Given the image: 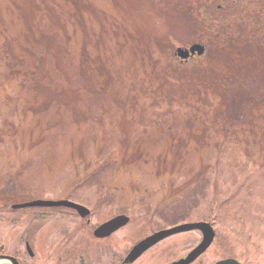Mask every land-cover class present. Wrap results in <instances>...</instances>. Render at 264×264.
Instances as JSON below:
<instances>
[{"label":"rangeland","instance_id":"1","mask_svg":"<svg viewBox=\"0 0 264 264\" xmlns=\"http://www.w3.org/2000/svg\"><path fill=\"white\" fill-rule=\"evenodd\" d=\"M224 1L249 13L242 31L254 40L205 38L201 55L179 60L176 48L202 35L197 16ZM254 3L264 7L0 0V253L21 264H121L137 241L185 220L215 231L194 264H264V8ZM66 198L90 216L10 208ZM122 213L128 224L93 237ZM195 231L133 264H170L200 241Z\"/></svg>","mask_w":264,"mask_h":264},{"label":"water","instance_id":"2","mask_svg":"<svg viewBox=\"0 0 264 264\" xmlns=\"http://www.w3.org/2000/svg\"><path fill=\"white\" fill-rule=\"evenodd\" d=\"M204 48L200 44H192L188 48H181L178 47L176 49V54L180 57L181 61H185L189 56L194 54H201L203 53ZM29 206H40V207H69L74 208L77 210L80 216L85 217L89 214V210L82 205L73 203L68 200H33L30 202H25L21 204H14L12 205L13 208H22V207H29ZM129 218L125 215H117L106 222L100 224L96 229L93 231L95 237L104 238L111 235L114 231L118 230L120 227L127 224ZM192 229H198L202 233V239L200 243L191 250L186 257L181 258L171 264H189L194 259H196L202 252L206 250V248L210 245L214 238V231L213 228L209 223L206 222H194V223H184L170 229L160 230L151 234L150 236L145 237L141 241H139L133 248L127 253L125 256L123 263H131L133 262L140 254H142L146 249L151 247L153 244L158 242L159 240L180 232H185ZM27 250L30 254L31 251L29 246L27 245ZM0 260H4L9 264H18L17 260L10 256H0ZM215 264H240L237 260L228 258L217 261Z\"/></svg>","mask_w":264,"mask_h":264},{"label":"trees","instance_id":"3","mask_svg":"<svg viewBox=\"0 0 264 264\" xmlns=\"http://www.w3.org/2000/svg\"><path fill=\"white\" fill-rule=\"evenodd\" d=\"M211 2V1H210ZM219 4V6H218ZM221 4V7H220ZM254 6H259V9H262V5H257L254 3ZM256 9V8H255ZM247 11H244L243 6L240 2L234 1L231 4L228 2H222V3H217L209 6L206 11L201 12L197 18H198V23L200 26V33L202 34L198 38V42L201 43L204 47L207 46L206 40L208 41L207 38H212L214 40H217L220 44L221 43H226L230 40H233L235 36H240L241 38H245L246 40L252 42L254 40V34L248 35V37L244 36V32L242 31V25L241 23L246 20L248 25H252L251 21H247V16L246 14ZM239 16H243L242 18H238ZM258 24V23H257ZM259 25V24H258ZM222 39L220 40V37ZM206 38V40H205ZM226 41V42H224ZM246 81V82H245ZM241 86L240 89L244 90V88H249L251 89V84L252 82L243 79L241 81ZM235 95V94H233ZM223 100V99H222ZM247 102V101H246ZM249 106H244L241 110V113L237 114L238 116L231 117L232 120L236 119H241L244 116H247V109ZM159 110V109H157ZM173 113H176V111L167 113V118L172 116ZM237 117V118H236ZM158 119L163 120L160 116ZM157 119V120H158ZM169 119V118H168ZM157 120L153 121V123L157 122ZM216 172V168L213 167L210 170V175ZM209 184V181L206 183V185ZM203 196L205 195V192L202 194Z\"/></svg>","mask_w":264,"mask_h":264},{"label":"flooded vegetation","instance_id":"4","mask_svg":"<svg viewBox=\"0 0 264 264\" xmlns=\"http://www.w3.org/2000/svg\"><path fill=\"white\" fill-rule=\"evenodd\" d=\"M87 221H88V220H87ZM184 222H186V221H180L179 223L171 224L170 226L172 227V226H174V225H176V224H180V223H184ZM189 222H192V221H189ZM87 223H88V222H87ZM89 223H90V222H89ZM170 226H168V227H170ZM158 230H161V228L155 230V232L158 231ZM194 231H195V230H194ZM92 232H93V231H92ZM187 232H193V230H191V231H187ZM195 232H196V231H195ZM153 233H154V231H153ZM182 233H183V232H182ZM198 233H200V231H198ZM150 234H152V232H151ZM178 234H181V233H178ZM92 235H93V234H92ZM174 235H177V234H173V235L167 236V237H165L164 239L158 241V242L155 243L152 247H150L149 249H147L146 251H144L142 254H140V255L138 256V258H136L133 262H131V263H129V264H133V263L137 262L138 259H140V258L145 254V252H147L148 250H150V249H152L153 247L157 246L159 243L163 242L165 239H167V238H169V237H172V236H174ZM200 235H201V233H200ZM93 237H94V236H93ZM94 238L97 239V240L107 239V238H103V239H100V238H99V239H98V238H96V237H94ZM140 240H141V239H140ZM137 242H138V241H137ZM212 243H213V241H212ZM212 243H211V244H212ZM197 244H198V243H197ZM197 244H196V245H197ZM211 244H210V245H211ZM133 245H134V244H133ZM133 245H132V246H133ZM196 245H195V246H196ZM132 246H131V247H132ZM195 246H194V247H195ZM194 247H193V248H194ZM209 247H210V246H209ZM209 247H208V248H209ZM208 248H207V249H208ZM207 249H206V250H207ZM206 250H205V251H206ZM205 251H204L202 254H200L195 260H193V261H192L191 263H189V264H194V263L198 260V258H199L201 255H203V254L205 253ZM186 254H187V253H186ZM186 254H185L184 256H182V257H185ZM180 258H181V257H180ZM177 259H178V258H177ZM234 259H235V258H234ZM237 261H238V260H237ZM240 263H241V262H240ZM242 264H245V263H242Z\"/></svg>","mask_w":264,"mask_h":264}]
</instances>
